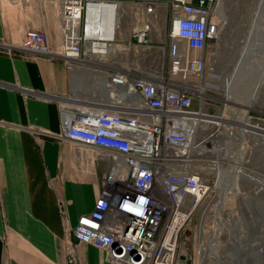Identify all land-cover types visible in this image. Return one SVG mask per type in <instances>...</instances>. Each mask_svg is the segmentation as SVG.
<instances>
[{
  "label": "built area",
  "instance_id": "obj_1",
  "mask_svg": "<svg viewBox=\"0 0 264 264\" xmlns=\"http://www.w3.org/2000/svg\"><path fill=\"white\" fill-rule=\"evenodd\" d=\"M31 1L43 17L49 8L58 9L60 42L53 44L45 28L29 26L21 47L61 55L72 70L90 72L100 92L90 106L58 103L61 136L73 148L111 162L94 208L75 225L59 200L69 264H80L81 242L103 249L116 264H180L179 235L197 206L212 191L215 198L222 184L227 188L231 180L220 184L230 179L227 170L251 176L247 165L264 145V121L250 107L226 100L211 110L202 51L219 33L220 0L17 3ZM175 21L186 26L183 35L173 34ZM158 41L165 42L169 76L158 74L153 64L134 70L120 65L133 47ZM138 196L149 200L143 216L122 210L125 199L135 203ZM210 242L208 236L199 240L196 264H220L210 254Z\"/></svg>",
  "mask_w": 264,
  "mask_h": 264
},
{
  "label": "crops",
  "instance_id": "obj_2",
  "mask_svg": "<svg viewBox=\"0 0 264 264\" xmlns=\"http://www.w3.org/2000/svg\"><path fill=\"white\" fill-rule=\"evenodd\" d=\"M34 10L26 18L0 0V264H69L59 200L75 225L94 208L111 162L61 136L58 103L90 106L100 92L90 72L77 76L62 56L21 47L29 26L60 42L56 9L44 17ZM77 250L80 264H116L92 243H78Z\"/></svg>",
  "mask_w": 264,
  "mask_h": 264
},
{
  "label": "rangeland",
  "instance_id": "obj_3",
  "mask_svg": "<svg viewBox=\"0 0 264 264\" xmlns=\"http://www.w3.org/2000/svg\"><path fill=\"white\" fill-rule=\"evenodd\" d=\"M6 2L10 4V7L24 11L23 16L25 15L26 18L34 8L39 10L34 6L37 5L34 1H31L30 6L25 9L22 4L14 5L11 0ZM55 9L57 12V8H49L50 11ZM218 9L220 12L218 15L219 37L217 41L209 42L202 51L209 64L206 81L212 85L206 84V86L208 96L213 102L211 110H218L225 105L223 104L225 100L240 102L239 96L236 95L237 88L229 80L236 79L241 66L246 65L247 75L249 73L250 75L244 82L241 98L245 100V104H248L247 107H250L251 112L264 121V99L258 98L259 88L261 89L258 87V73L260 69L264 70V41L257 43L251 38L247 40L245 38V29L246 26L250 27L252 17L257 27L264 28V0H220ZM159 27H164L163 18L159 22ZM157 34L158 31H155L154 36ZM16 38H19V35ZM155 44L156 46L152 47H133L129 55L121 57L120 65H132L134 70L138 67L144 68L146 64H153V67L159 71L158 74L169 76L167 72L169 58L167 49L164 47L165 42L158 41ZM256 46L260 47L256 48ZM74 73L81 76L85 72L78 70ZM253 76L257 77L255 82L252 81ZM77 84L78 86L81 84L80 80ZM237 85L239 90L243 87L242 83ZM227 94L229 98L231 97L230 99H226ZM261 147L262 149L260 148L261 150L251 157L247 167L249 172L252 171V175H260L264 178V145ZM235 181L233 187H221L222 190L215 198H212L214 195L212 191L197 206L179 235L180 264L185 261L196 264V250L203 236L204 239L208 236L210 241L218 242L215 245L216 249L222 253L221 263L223 264H264V255L262 257L257 255V258L260 257L258 259L255 257L256 242L260 237L264 241V186L256 184V179L241 178ZM231 245L237 246L236 256L231 257L230 253L228 254Z\"/></svg>",
  "mask_w": 264,
  "mask_h": 264
},
{
  "label": "bare ground",
  "instance_id": "obj_4",
  "mask_svg": "<svg viewBox=\"0 0 264 264\" xmlns=\"http://www.w3.org/2000/svg\"><path fill=\"white\" fill-rule=\"evenodd\" d=\"M209 42H210V40H209ZM27 50H29V49H27ZM112 52H114V51H112ZM111 52V53H112ZM262 53V52H261ZM260 54V53H259ZM56 55H58V54H56ZM61 56V55H60ZM254 56V55H253ZM250 59V58H249ZM248 60V59H247ZM245 62V61H244ZM247 62V61H246ZM245 62V63H246ZM252 62V61H251ZM244 63V64H245ZM253 63V62H252ZM93 64L94 65H97V66H99V65H101L102 64V61H100V60H95V61H93ZM243 64V65H244ZM248 67H246V65L245 66H241V68H240V70H239V74H238V76L236 77V79H231V80H229L230 82H231V84L234 86V87H236L237 89V96H239V99H240V102H239V100L237 101L238 103H240V105L241 106H247L248 104L246 103H244V99H242L241 98V96L243 95H241V92H242V88H244V82L246 81V80H248V78H247V76L248 75H250V73L247 75V69ZM79 70V69H78ZM77 70V71H78ZM85 72V71H84ZM257 73V72H256ZM254 74V73H253ZM255 76V75H254ZM253 76V78H252V81L253 82H255L256 81V79L255 78H257V77H254ZM258 76H259V79H258V87H262L263 86V82H264V70L262 71L261 69H260V71H259V73H258ZM237 83L239 84V83H242L243 84V87H241V89L239 90V86L237 85ZM207 84H210V85H212L211 83H208L207 82ZM257 86H256V88H258ZM231 88H233V87H231ZM226 91H227V89H228V85H227V80H226ZM239 90V91H238ZM233 93V92H232ZM235 93V92H234ZM236 96V97H237ZM224 98V97H223ZM231 98V97H230ZM229 97H228V94H227V96H226V99H230ZM232 100V99H231ZM226 101V100H225ZM81 150V149H80ZM248 166V165H247ZM230 170V169H229ZM229 170H227V174H228V176L230 177V179H227L226 177H223V179H222V182L220 183V184H222L223 183V181H228V180H231L230 181V183H229V185H228V187H233V186H235L234 184L236 183V181L235 180H238V179H241V178H244L245 180H247V179H256L257 181L258 180H260V181H264V178L262 177V176H260V175H251V176H248V175H245V174H243V172H240V171H235V170H232V171H229ZM254 176V177H253ZM238 182V181H237ZM220 187H224V184H222V186H220ZM218 229V228H217ZM218 231H219V229H218ZM219 232H221V231H219ZM205 233V232H204ZM203 234V233H202ZM209 238V237H208ZM214 238V237H213ZM217 238V237H216ZM202 240H204V236H203V238H202ZM202 240H201V242H202ZM217 240V239H216ZM257 241V240H256ZM211 243V246H210V248H209V251H210V254H212L213 256H215L217 259H219L220 260V264H223V263H221V258H222V253L220 252V251H218V249H216V243L218 244V242H210ZM255 248V247H254ZM103 250V249H102ZM254 250V249H253ZM229 251V250H228ZM255 252H256V255H255V257L257 258V255H260L261 257H262V255H264V241L261 239V237L258 239V241L256 242V248H255ZM230 253V254H229ZM236 253H237V246H233V245H231L230 246V252H228V254L232 257L233 255H235L236 256ZM227 257H228V255H227ZM258 258H260V257H258ZM257 258V259H258ZM231 259V258H230Z\"/></svg>",
  "mask_w": 264,
  "mask_h": 264
},
{
  "label": "clouds",
  "instance_id": "obj_5",
  "mask_svg": "<svg viewBox=\"0 0 264 264\" xmlns=\"http://www.w3.org/2000/svg\"><path fill=\"white\" fill-rule=\"evenodd\" d=\"M186 27L184 25H182V22L180 21H175L174 22V35H183V28ZM195 28L199 29L200 25H195ZM146 187H148L146 185ZM149 200L148 197L146 196H138L137 200L135 203L130 202L128 199H125L124 202L121 205V208L123 211L128 212L129 214H133L136 216H143L144 214V209L146 207V205L148 204ZM98 206H102L98 205ZM85 221H87L86 219L82 218V223H85ZM87 223H89V221H87ZM105 244L108 243V241L105 239L104 241Z\"/></svg>",
  "mask_w": 264,
  "mask_h": 264
},
{
  "label": "flooded vegetation",
  "instance_id": "obj_6",
  "mask_svg": "<svg viewBox=\"0 0 264 264\" xmlns=\"http://www.w3.org/2000/svg\"><path fill=\"white\" fill-rule=\"evenodd\" d=\"M246 35H245V38L246 40L251 38L254 40V42L257 41V43H259L260 41H264V28H259L256 26L255 24V21L253 20V17H252V20H251V24H250V27L246 26ZM219 37V33L218 35L216 36V40L218 39ZM215 41H210V43L212 42H215ZM260 46H256V48H258Z\"/></svg>",
  "mask_w": 264,
  "mask_h": 264
},
{
  "label": "water",
  "instance_id": "obj_7",
  "mask_svg": "<svg viewBox=\"0 0 264 264\" xmlns=\"http://www.w3.org/2000/svg\"><path fill=\"white\" fill-rule=\"evenodd\" d=\"M209 40L210 41H215L216 40V37L215 36H210Z\"/></svg>",
  "mask_w": 264,
  "mask_h": 264
},
{
  "label": "snow or ice",
  "instance_id": "obj_8",
  "mask_svg": "<svg viewBox=\"0 0 264 264\" xmlns=\"http://www.w3.org/2000/svg\"><path fill=\"white\" fill-rule=\"evenodd\" d=\"M85 223H87V221H85Z\"/></svg>",
  "mask_w": 264,
  "mask_h": 264
}]
</instances>
